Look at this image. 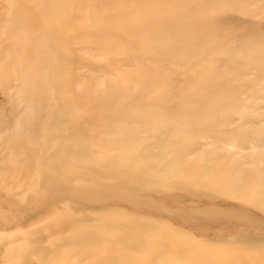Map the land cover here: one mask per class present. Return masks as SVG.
I'll use <instances>...</instances> for the list:
<instances>
[{
  "label": "rangeland",
  "instance_id": "obj_1",
  "mask_svg": "<svg viewBox=\"0 0 264 264\" xmlns=\"http://www.w3.org/2000/svg\"><path fill=\"white\" fill-rule=\"evenodd\" d=\"M98 1L0 0V264H144L147 246L134 244L132 232L109 212L114 209L196 237L205 232L173 210L264 216V182L258 181L264 172L255 181L238 172V45L216 53L212 71H199L188 38L161 52L145 46L147 39L124 35L122 21L95 28ZM163 1L132 0V19ZM188 15L180 14L184 26ZM160 27L154 22L149 29ZM195 83L224 96L206 108L190 94ZM81 111L85 118L75 126L70 117ZM80 138L98 160L89 166L95 177L100 163L111 172L123 164L145 168L146 180L133 183L149 204H160L158 192L194 194L174 201L173 210L164 205V212L76 201L67 187L86 179L67 181L57 173L49 181L46 170L48 155L74 153ZM204 193L214 197L198 198ZM90 221L95 226L88 231ZM212 240L227 244L223 236Z\"/></svg>",
  "mask_w": 264,
  "mask_h": 264
},
{
  "label": "bare ground",
  "instance_id": "obj_2",
  "mask_svg": "<svg viewBox=\"0 0 264 264\" xmlns=\"http://www.w3.org/2000/svg\"><path fill=\"white\" fill-rule=\"evenodd\" d=\"M131 1L99 0L100 8L91 24L97 29L108 30L112 28L109 22L122 21L124 26L119 31L124 35H133L136 40L147 39L145 46H158L161 52L171 49L179 40L188 38L194 66L206 73L212 71L216 53L238 45L235 51L238 57V172L245 180H248L249 174L251 181H255L257 171L264 172V0H161L163 3L159 6L147 9V16L141 14L133 19L132 14L137 5L133 3L135 0ZM183 6L185 9L181 10ZM185 10L189 14L186 26L180 17ZM154 22L161 25L158 31L149 29ZM139 32L144 36L139 38ZM235 52H228V58L236 56ZM210 85L213 87L214 83ZM190 94L206 108L224 96V93H210V86L206 83H195ZM82 115L84 112L81 111L77 117H70L71 122L79 126L85 118ZM48 157L52 161L46 170V179H56L57 173L62 174L65 177L62 179L67 181L74 175L85 178V184L69 186L67 189L74 200L90 205L115 202L164 212L162 207L168 206L167 209L173 210L176 205L174 201L194 194L185 196L179 190L158 192L156 196L160 204L155 206L147 203L138 194L141 187L133 183L138 178L146 180L148 177L143 174L145 168L142 166L137 169L123 164L121 171L111 172L109 166L100 163L99 178L95 177L89 166L97 164L98 160L89 151L84 138H80L74 153L59 151ZM140 164H143L142 159ZM156 180L161 184L162 180ZM60 188L62 186H55L52 190ZM213 197L211 193H204L198 198ZM183 208V211L173 210V214L196 225L202 233L205 232L203 236L196 237L176 229L153 226L146 219L124 215L120 210L109 212H113V217H118L119 222L132 232L134 244L147 246L144 264H264V216L252 217L247 210L237 214V210L226 208L223 211L206 210L205 213L196 214L190 206ZM91 226H95V223L90 221L85 225L88 231ZM109 227L107 229L110 231ZM105 228L100 227L99 230ZM79 232L84 236L88 234ZM219 236H223L227 244L215 246L212 239ZM234 240L242 243H228ZM169 243L172 244L171 250L166 249Z\"/></svg>",
  "mask_w": 264,
  "mask_h": 264
}]
</instances>
